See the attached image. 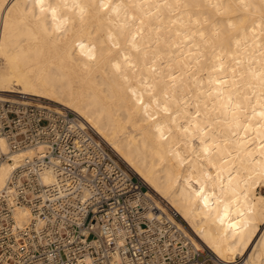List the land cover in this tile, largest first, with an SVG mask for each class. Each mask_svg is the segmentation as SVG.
Returning <instances> with one entry per match:
<instances>
[{
    "label": "bare ground",
    "instance_id": "6f19581e",
    "mask_svg": "<svg viewBox=\"0 0 264 264\" xmlns=\"http://www.w3.org/2000/svg\"><path fill=\"white\" fill-rule=\"evenodd\" d=\"M13 94L75 112L218 264H264L261 0H0V97ZM34 154L1 165L0 190Z\"/></svg>",
    "mask_w": 264,
    "mask_h": 264
},
{
    "label": "built area",
    "instance_id": "2783aa9c",
    "mask_svg": "<svg viewBox=\"0 0 264 264\" xmlns=\"http://www.w3.org/2000/svg\"><path fill=\"white\" fill-rule=\"evenodd\" d=\"M33 100L0 97V139L8 145L0 144V167L17 151L35 150L13 164L0 190V264H218L90 125ZM18 209L28 210L26 221L17 220Z\"/></svg>",
    "mask_w": 264,
    "mask_h": 264
},
{
    "label": "rangeland",
    "instance_id": "374dc122",
    "mask_svg": "<svg viewBox=\"0 0 264 264\" xmlns=\"http://www.w3.org/2000/svg\"><path fill=\"white\" fill-rule=\"evenodd\" d=\"M15 95H17V94H13V95H9V96H6V97H15ZM43 99H46V98H43ZM28 100H30V99H28ZM48 100V99H47ZM34 102H37V103H43V104H48V105H51V106H53V107H56V108H64V107H62L61 105H59V104H57V103H55V102H53L52 103V101L51 102H48V101H38V100H33ZM56 105V106H55ZM81 119V118H80ZM82 120V119H81ZM83 121V120H82ZM100 136V135H99ZM102 138V137H101ZM103 139V138H102ZM104 140V139H103ZM111 148V147H110ZM112 149V148H111ZM115 153V152H114ZM116 154V153H115ZM121 160V159H120ZM122 161V160H121ZM123 162V161H122ZM123 164L127 167V168H129L134 174H136L127 164H125L124 162H123ZM137 176H138V174H136ZM139 178H140V176H138ZM141 179V178H140ZM145 183V182H144ZM147 185V184H146ZM151 191V190H150ZM263 192H264V189L262 190ZM151 193H154L153 191H151ZM155 194V193H154ZM157 195V194H156ZM158 196V195H157ZM159 197V196H158ZM160 198V197H159ZM160 199H162V198H160ZM166 201V200H165ZM186 226H187V224H186ZM188 227V226H187ZM191 232V231H190Z\"/></svg>",
    "mask_w": 264,
    "mask_h": 264
},
{
    "label": "snow or ice",
    "instance_id": "6c2138e0",
    "mask_svg": "<svg viewBox=\"0 0 264 264\" xmlns=\"http://www.w3.org/2000/svg\"><path fill=\"white\" fill-rule=\"evenodd\" d=\"M261 3L264 4V0H261ZM264 233V224H261V227H260V232L257 233V239L259 238V235ZM256 242V240H253V244ZM249 251H251V249H249Z\"/></svg>",
    "mask_w": 264,
    "mask_h": 264
}]
</instances>
